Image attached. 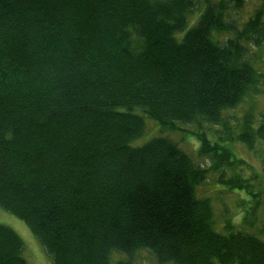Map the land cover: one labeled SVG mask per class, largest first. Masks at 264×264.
<instances>
[{
    "label": "trees",
    "instance_id": "16d2710c",
    "mask_svg": "<svg viewBox=\"0 0 264 264\" xmlns=\"http://www.w3.org/2000/svg\"><path fill=\"white\" fill-rule=\"evenodd\" d=\"M248 1L203 0L178 40L198 0H0V206L53 264H264V161L232 148L264 153V0ZM211 173L243 195L223 231L198 193ZM23 250L0 224V264H29Z\"/></svg>",
    "mask_w": 264,
    "mask_h": 264
},
{
    "label": "rangeland",
    "instance_id": "374dc122",
    "mask_svg": "<svg viewBox=\"0 0 264 264\" xmlns=\"http://www.w3.org/2000/svg\"><path fill=\"white\" fill-rule=\"evenodd\" d=\"M199 1V7L195 10L189 18L188 25L186 29L182 32L176 33V38L180 40L185 32L189 30L199 19L201 13L204 10L203 0ZM259 4L258 0H249L247 2L245 12H251L252 9ZM255 109L256 111H264V97H257L255 100ZM247 107L245 104L243 107H239L236 110V113L239 114L242 110ZM179 128L181 133H171V137H174L173 140L181 142V147H184L193 157L196 162H199L201 165L208 167L210 161L206 158H200L197 154L198 142L194 139L191 132L186 133V130H193V126L182 127V123H179ZM183 130V131H182ZM159 134V129L157 124L154 121L148 120L146 122V131L143 136L138 138V143L142 144L148 142L153 136ZM187 134V135H184ZM186 137V138H185ZM177 141V142H178ZM180 144V143H179ZM133 145L134 142H133ZM140 145V144H137ZM235 155L239 158H243L249 163L255 170H261L262 162L264 161V153L261 160L254 155L250 150H248L244 145L235 144L232 146ZM264 151V143L259 144L257 151ZM259 179L257 183V188H262L264 186V177ZM260 184V185H259ZM198 193L200 195L209 196L212 200L216 221V228L219 231H223L225 220L231 218L234 222L240 221L241 216L243 215V208L241 206V198L243 197L242 193H234L226 190L221 191L220 187L215 183L214 174L208 176V180L201 184L198 187ZM264 209L258 211L259 220L263 218ZM260 222V221H259ZM0 224L6 225L12 228L23 240L24 250L23 255L29 264H53L52 258L47 254L41 242L34 236L28 225L17 216L5 211L0 206ZM244 229V227H242ZM247 229V228H245ZM126 254L117 253L113 254V264H117V260L124 259ZM134 264H158L155 257L147 250H141L135 255Z\"/></svg>",
    "mask_w": 264,
    "mask_h": 264
}]
</instances>
